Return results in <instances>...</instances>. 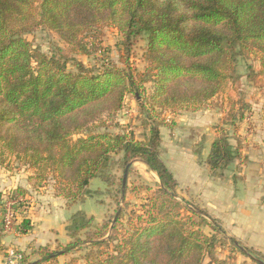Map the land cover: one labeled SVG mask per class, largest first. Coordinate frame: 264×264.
<instances>
[{"label":"trees","instance_id":"16d2710c","mask_svg":"<svg viewBox=\"0 0 264 264\" xmlns=\"http://www.w3.org/2000/svg\"><path fill=\"white\" fill-rule=\"evenodd\" d=\"M38 28L55 33L80 55L89 50L82 35L93 29L116 30L126 52L132 40L144 37L146 70L135 74L128 67L107 66L95 73L71 58L46 56L24 38ZM243 53L257 55L264 69V0H0V165L12 157L33 170L27 178L33 189L53 181L57 196L70 207L93 198L92 180L112 187V169L119 165L128 170L130 161L138 159L156 174V191L123 236L116 235L121 214L106 240H101L108 232L106 224L98 228V236L84 234L90 246L108 249L90 262L227 264L215 256L222 233L216 221L178 201V184L160 157L161 125L150 112L196 108L216 99L236 77ZM68 63L75 72L67 70ZM149 82L153 91L144 100L142 89ZM127 95L141 99L137 105L149 132L145 141L108 133L72 140L103 115L113 119ZM216 133L202 162V148L193 154L210 178L222 180L224 171L240 162L241 153L225 131ZM118 154L120 164L112 159ZM25 193L13 191L18 197ZM81 215H72L66 224L69 242L61 252V245L39 247L29 255L16 251L20 264H43L82 244L78 236L92 219ZM204 226L212 235L195 230ZM18 230L25 235L31 230L29 222L22 220ZM221 236L254 264H264L260 253ZM34 256L36 261H30Z\"/></svg>","mask_w":264,"mask_h":264},{"label":"rangeland","instance_id":"374dc122","mask_svg":"<svg viewBox=\"0 0 264 264\" xmlns=\"http://www.w3.org/2000/svg\"><path fill=\"white\" fill-rule=\"evenodd\" d=\"M34 8H37V5ZM24 38L33 48L46 56L62 55L71 58L81 63L88 71L95 73L101 72L107 66H113L118 69L128 67L135 74H143L147 67L144 58L145 38L138 37L132 40L128 46V52H126L121 35L111 28L93 29L89 33L82 35L83 41L89 49L87 55L72 52L55 33L44 28H38L24 35ZM121 58L126 59V65L122 62ZM67 70L75 72V68L71 63H68ZM152 91L153 83L149 82L144 85L141 96L145 100V97L147 98ZM140 101V98L136 100L131 95H127L122 111L115 115L113 119L103 115L99 121L90 125L88 130L73 136L72 140L108 133L110 135L132 134L137 141H145L149 132L148 127L143 124L146 121L144 114L140 112L137 105V102ZM199 113H202L203 116L207 113V120L210 119L212 121L210 122L212 124L203 123L204 129L212 128L214 130L225 131L229 136L230 144L240 148L241 153L243 148L241 140L243 139L239 133H242L244 139H246L245 135L250 134L248 133L249 131L255 133L253 129L264 127V69L261 67L259 57L255 54L243 53L238 58L236 77L226 83L222 93L216 99L196 108H174L164 111L155 109L150 112L161 125L159 128L162 139L161 159L165 160L169 165L173 164L172 160H174L171 154L173 151L170 149L171 146L188 150L192 142L197 141L198 135L195 132H190V129L196 127L194 126L196 123L195 115ZM209 131L207 130V132ZM199 143L200 145H195L194 149L197 147L202 148L203 153L205 143ZM194 149H192V152L195 151ZM243 157L246 156H242L241 154L240 162L245 163L246 158ZM121 158L122 154H118L114 155L112 159L117 164H120ZM202 161L203 159H201ZM141 162L138 159L130 161L123 195H121V192L124 169L120 168L119 165H116L111 171V174L115 178V184L112 187H108L96 179L90 182L89 190L94 193L93 198L86 199L83 204L78 202L70 206L71 209L67 219V223L69 224L70 217L76 213H82L81 216L85 220L92 219L88 229L80 232L78 236L79 240L83 241V243L70 253L57 256L54 260L44 262L43 264H93L90 260L96 255L107 252L108 249L105 246H90V243L85 242L87 239L84 235L85 233L89 232L91 233L90 236L95 234L98 236V228L106 224L105 227H107L106 230L108 232L101 239L106 240L111 234V227L114 225L113 221L117 213V216L121 214L119 223L116 225V235L119 237L123 236L127 229H131L136 224L135 216L142 215L143 211L141 208L147 205L159 183L156 174L146 166H143ZM235 162L223 174H227L228 171L235 172L238 169V166H235ZM1 169L4 170L7 176L12 175L11 177L15 175L23 177V174L27 173V171H30L32 175L34 174L33 170L23 167L21 162L16 161L12 157L5 159L4 163L0 165ZM172 169L177 174L178 167L176 166L170 170L172 171ZM179 176L180 182L184 185L183 179L186 178V175L183 173ZM195 176L199 178L201 174L195 173ZM44 186L50 189L56 188V184L53 181L48 182ZM178 201L188 208L193 207L204 211L209 215L210 219L216 221V225L222 231L221 234L217 235L219 244H217L215 249V256L219 260L225 261L227 264H254L249 258H246L235 250L230 243L222 240L221 235H224L228 239L232 237L223 229L221 221L213 218L212 214L207 212L205 208L206 195L191 194L186 189L182 191L178 188ZM183 215L184 217L190 216L188 213H183ZM194 219L198 221L197 218ZM210 219L206 218L207 222H210ZM195 230L201 231L205 236H210L213 233L207 226L195 228ZM93 241L100 240L94 238ZM236 242L242 248H247L237 239ZM65 246L61 245L59 251L61 252Z\"/></svg>","mask_w":264,"mask_h":264},{"label":"crops","instance_id":"0c3cea01","mask_svg":"<svg viewBox=\"0 0 264 264\" xmlns=\"http://www.w3.org/2000/svg\"><path fill=\"white\" fill-rule=\"evenodd\" d=\"M207 119V113L204 116L202 113L195 115L196 127L190 129V132L198 135L197 141L192 142L188 150L171 146L173 164L169 165L162 160L175 178L179 190L186 189L191 194L206 195L207 212L221 221L226 233L245 247L264 256V127H256L253 129L255 133L247 131L250 133L245 135L248 139H244V135L239 133L243 139L241 154L246 156L243 157L246 162L236 161L235 166L237 165L238 169L233 173L228 171L229 175L225 173L224 179L218 180L208 176L205 165L199 164L192 152L195 145L204 142V160L217 135L216 130L203 128V123L212 124V121ZM160 145L162 158V143ZM141 164L145 166L142 162ZM176 166L177 174L173 169L170 170ZM183 173L186 175L183 179L184 185L179 180V175ZM195 173L201 176L198 178ZM31 175L32 173L27 171L23 177H11L12 175L7 176L3 169L0 170V194L5 190L14 191L18 188L26 192L24 198L27 200V208L20 213V219L27 220L31 227L25 235L18 232L0 235V264H5L4 256L8 249L29 255L31 250L39 247L50 246L53 249L69 242L65 226L71 207H67L65 201L57 196L55 189L45 186L33 189L27 182ZM36 259L34 256L30 261Z\"/></svg>","mask_w":264,"mask_h":264},{"label":"built area","instance_id":"2783aa9c","mask_svg":"<svg viewBox=\"0 0 264 264\" xmlns=\"http://www.w3.org/2000/svg\"><path fill=\"white\" fill-rule=\"evenodd\" d=\"M27 208V200L5 190L0 194V235L17 233L20 213ZM5 264H20V255L13 249L5 252Z\"/></svg>","mask_w":264,"mask_h":264},{"label":"water","instance_id":"95a60500","mask_svg":"<svg viewBox=\"0 0 264 264\" xmlns=\"http://www.w3.org/2000/svg\"><path fill=\"white\" fill-rule=\"evenodd\" d=\"M143 163V162H142ZM144 164V163H143ZM145 165V164H144ZM126 175H127V168L125 169V171H124V175H123V178H122V192H121V195H123V188H124V186H125V181H126ZM118 214V213H117ZM117 214H116V216H117ZM116 216H115V218H116ZM115 218H114V221H115ZM113 221V222H114ZM36 262H34V263H31V264H35Z\"/></svg>","mask_w":264,"mask_h":264}]
</instances>
